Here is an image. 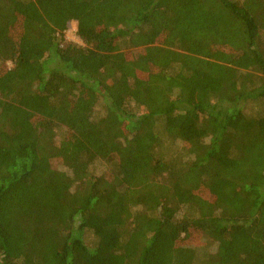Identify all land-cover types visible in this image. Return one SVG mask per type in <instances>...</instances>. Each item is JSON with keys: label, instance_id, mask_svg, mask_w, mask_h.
Returning <instances> with one entry per match:
<instances>
[{"label": "trees", "instance_id": "obj_1", "mask_svg": "<svg viewBox=\"0 0 264 264\" xmlns=\"http://www.w3.org/2000/svg\"><path fill=\"white\" fill-rule=\"evenodd\" d=\"M0 264H264V0H0Z\"/></svg>", "mask_w": 264, "mask_h": 264}, {"label": "rangeland", "instance_id": "obj_2", "mask_svg": "<svg viewBox=\"0 0 264 264\" xmlns=\"http://www.w3.org/2000/svg\"><path fill=\"white\" fill-rule=\"evenodd\" d=\"M65 39L68 41L75 42L79 45H83L82 40L79 38V36L76 32V22L73 21L72 24L70 25V28L67 29V31L65 32ZM255 110H257V109H255ZM95 165H96V170L101 168L98 161L96 162Z\"/></svg>", "mask_w": 264, "mask_h": 264}]
</instances>
